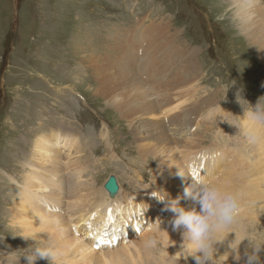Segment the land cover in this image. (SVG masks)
Wrapping results in <instances>:
<instances>
[{
  "label": "rangeland",
  "instance_id": "1",
  "mask_svg": "<svg viewBox=\"0 0 264 264\" xmlns=\"http://www.w3.org/2000/svg\"><path fill=\"white\" fill-rule=\"evenodd\" d=\"M229 1L0 0L2 264H13L8 253L19 255L23 248L35 243L21 236L22 228L14 227L9 199L15 194L18 195L24 184L21 179L23 170L17 162L15 150L26 148L23 141L40 128L46 130L62 123L79 134L82 148L88 149L87 153H81V161L86 163V166L92 165L91 168L95 171L93 180L97 187H102L105 181L114 175L125 191L139 190L141 186H147L150 193L157 189L156 185L152 184V176L159 173L160 163L153 156H140L137 152L138 140L136 141L130 131L133 127L131 120L143 121L145 116L126 114L128 112H124V109L122 113L119 112L117 103L132 95L131 88L130 91L122 90L123 86L102 88V78L107 75L96 72L98 65L106 72L123 71L121 68L126 70L125 66L131 68V72L138 77L148 93L149 100L154 104V112H162L164 127L169 129L167 136H176L180 140L192 137L196 143L207 138L203 143L204 147L218 141L217 144L227 146L233 143L234 146L242 148L243 140L247 139L242 121L244 109L237 102V92L241 93V103L246 109L247 101L254 105L258 98L264 96V56H261V47L240 29L238 7ZM153 22L168 24L171 32L168 27L165 31L171 40L174 39L176 44L178 43V50L168 49L166 63L160 68L158 59L164 55L163 50L156 51L157 53L150 50L148 54L142 51L149 39H143L141 42V27L146 25L148 28V24ZM151 44V47L155 46L154 39H151ZM127 52L130 55L128 61L124 59L127 61L124 63L123 58L128 56H119ZM173 62H176V65ZM193 71L195 76L191 79ZM177 82L180 86L172 95L175 102H171L184 101L181 111L177 114L183 117L186 113L190 115V119L185 121V128L181 129L180 133L176 131V134H172L174 132L170 129L172 126L170 127L169 119H174L175 116L163 115L167 109L163 104L170 101L172 93L168 89ZM191 85H195L196 91H199L192 97L194 99L186 97L191 101L185 103L187 99L181 100L184 99L182 95L186 93H182L183 88L189 89ZM106 89H110L107 96L104 93ZM192 93L195 91L192 90ZM116 97L118 98L112 104L109 103L108 100ZM205 98H208V102ZM132 100L131 96L129 101ZM208 104L217 110L223 106L226 115H218L216 118L213 115L207 116L211 109H205ZM225 118L238 123L240 127L223 120ZM107 132L118 155L115 158H112L111 149L107 150L101 138L102 134ZM145 133L147 134V131ZM171 142L170 146L178 162H181L183 146L173 140ZM228 155L240 159L243 157L241 152L237 153L232 149L226 153V156ZM251 155V160L256 162L257 156L255 158V154ZM250 168L252 167L249 165ZM9 174L18 180V184L10 183L12 180ZM250 177L254 178V175ZM83 178H90L88 171ZM139 200L141 204L150 206L147 196ZM240 212L250 211L246 206H241ZM147 214L148 212L143 216ZM171 215L162 212L157 217V222L169 223ZM251 218L252 214L249 215L250 220ZM249 222L247 220L244 225ZM72 228L74 230V227ZM255 229L254 237L262 240L264 224ZM143 230L146 231V228ZM258 230L262 232L260 238ZM141 233L133 235V239L140 237ZM131 239L130 237V241L128 240L130 246L137 247ZM175 257L177 261H186L183 257L179 260L180 255ZM20 264H26L23 257ZM36 264H49V261L40 259Z\"/></svg>",
  "mask_w": 264,
  "mask_h": 264
},
{
  "label": "bare ground",
  "instance_id": "2",
  "mask_svg": "<svg viewBox=\"0 0 264 264\" xmlns=\"http://www.w3.org/2000/svg\"><path fill=\"white\" fill-rule=\"evenodd\" d=\"M229 2L238 7L240 29L245 32L249 39L261 47L260 52L263 57L264 0H230ZM148 25V28L146 25L141 27V42H143V39L144 41L149 39L146 48L142 51L144 53L146 51L148 54L151 52L150 50L155 52L163 50L164 55H161L160 60L158 59V67L160 68L162 64L166 63L168 49L178 50V43L176 44L174 39L171 40L165 31L168 24L153 22ZM168 29L170 31V27ZM171 37L173 36L171 35ZM151 39H154L155 46L153 47H151ZM193 51L194 49L191 50V52ZM126 55L128 57L123 58L124 63H127L130 54L127 52L125 55L119 56L122 58ZM173 63L176 65V62ZM125 68L126 70L121 68L123 71L106 72L102 69V66L98 65L96 72H99L100 75H107L105 76L107 79L102 78L104 80L102 88H108L112 85L116 87L123 86L122 90L131 88L133 100L130 102L131 96H129L117 103L120 113L124 109V112H128L126 114L134 113L145 116L143 121L131 120L130 124L133 127L130 131L134 134L136 141L138 140L137 152L140 156L150 155V158L153 156L160 163L158 166L159 173L152 176V184L156 185L157 188L154 192L163 190L171 198L179 199L181 206L191 208L193 207V201L186 198L184 194L185 188L192 182L191 177L189 176L187 179L181 177L178 174L179 168L195 177H206L223 190L242 194L241 206H246L250 214L240 212L239 223L236 226L237 238L242 239L250 233L254 236L255 228L264 224V140L258 145H251L247 140H243V144L241 143L242 148L234 146L233 143L232 145L227 144V146L217 144L218 141L211 142L209 146L204 147L203 143L207 138L205 140L200 139L199 143H196L192 137L180 140L176 136L175 138H172V135L167 136L169 129L164 127L165 122L162 121V112H154V104L149 100L145 87L138 77L131 72L129 66H125ZM177 71L180 72L181 70ZM194 76L195 71L192 72L190 78L192 79ZM110 78L111 80H109ZM179 86L180 84L177 82L168 89L172 93L171 96ZM183 90L182 93H186L182 95L184 99L181 100H186L188 97L192 98L199 91L198 89L196 91L195 85H191L189 89L183 88ZM192 90L195 93H192ZM109 91L110 89L105 90L106 96ZM117 98L108 101L112 104ZM190 98L185 103L191 101ZM173 99L172 96L167 104H163L167 106L163 115L173 114L175 116L174 119L173 117L168 119L170 120V127L172 126L170 129L174 132L172 134H176V131L180 133L181 129L185 128L184 123L190 119V115L185 113L183 117H179L177 113L181 111L184 101L173 103L175 102ZM207 99L204 100L208 102ZM212 107H209L208 104L205 108H211L207 116H224L227 113L223 106L219 110ZM159 116L162 117L160 119L162 125ZM154 120L156 121L154 122ZM242 121L244 130H246L249 121L244 118V114ZM166 126L168 127V125ZM258 127L264 133V126ZM144 130L147 131V134ZM237 130L239 131V129ZM101 138L104 140L107 150L111 149L112 158L118 156L110 143V134L108 132L103 133ZM172 140L174 143H178L179 146H183V149H181V162H178L173 148L170 146ZM234 143H236V140ZM23 144L27 149L15 150V152L17 153V162L23 170L21 179L24 180V184L18 195L15 194L9 199L11 204L10 216L14 227L19 226L22 228L23 235H38L37 238L43 244L55 247L60 253L58 264H197L192 256H188L186 261L175 260L177 259L176 255L181 256L184 252V249L181 248L183 243L182 233L174 230L172 225L167 222H157V217L162 212L166 215L172 214L171 217L173 213L164 210L163 203L150 195L152 193H150L147 186H141L139 190L125 191L118 181V191L110 192L106 188L107 180L102 187L95 185V180H93L95 171L91 168L92 165L86 166V163L84 164L81 161L83 160L81 153H87L86 150L88 149L82 148V141L76 131L65 124L59 123L46 130L40 128L30 134L23 141ZM232 146L234 147L232 148ZM229 149L237 153L241 152L243 157L240 159L233 155L226 156ZM251 154H255V158L257 156L256 162L251 160ZM249 165L252 168L249 169ZM251 169L253 170L249 171ZM86 171L89 173L90 178L88 179L83 178ZM250 175H254V178H251ZM9 177L13 181L10 183L18 184V180L13 175L9 174ZM248 193L251 194L247 195ZM144 196L150 199V206L141 204L139 199ZM197 210H199L198 207ZM147 212L148 214L143 216ZM251 214L252 218L250 220L249 215ZM247 220L250 221L249 224L244 225ZM72 227H74V230ZM144 228H146V231L143 230ZM132 232L135 234H132ZM140 232L143 234L141 233L140 237L137 236L133 239L132 236H136ZM106 233H112L118 244L113 245L115 242L112 241L111 237L108 239L109 245L103 243L102 237ZM258 233L260 238L262 232L258 230ZM147 235L157 237L163 242L162 246L157 250H146L144 241L149 238ZM144 236H147V238L143 239ZM130 237L134 240L132 243L137 247L132 248L130 246ZM137 238L139 240H136ZM97 239L101 241L97 248L99 250L94 248ZM234 239L235 233L232 232L228 234L222 244H218V255H222L221 258L226 260V264H240L234 259L232 261V257L230 258L226 252L229 249V242ZM26 242L28 243V241ZM29 243L31 244V242ZM119 244L120 246H118ZM246 244L247 239L240 245L241 252H243ZM261 260L263 264L264 252H261ZM0 264L2 263L0 262ZM241 264H243V261H241Z\"/></svg>",
  "mask_w": 264,
  "mask_h": 264
},
{
  "label": "clouds",
  "instance_id": "3",
  "mask_svg": "<svg viewBox=\"0 0 264 264\" xmlns=\"http://www.w3.org/2000/svg\"><path fill=\"white\" fill-rule=\"evenodd\" d=\"M236 98L244 109V118L249 121L245 137L251 145H258L264 140V133L258 127L264 126V96L258 98L254 105L244 99L248 103L247 109L241 103L240 92H237ZM223 120L239 126L238 123L227 118ZM178 174L186 179L191 177L192 182L187 185L184 194L193 201V207L181 206L179 199L171 198L163 190L155 191L152 195L163 203L165 211L173 213L169 224L174 230L182 233L181 248L184 252L179 260L181 257L187 260L188 256H192L197 264H225L226 260L221 258L222 255H218V244H222L228 234L234 232L235 239L229 242V249L226 251L229 256L237 262L243 261V264H262L261 252H264V240H258L251 234L245 235L242 239L237 238L236 226L239 223L242 194L223 190L210 179L203 176L195 177L181 168ZM21 236L25 240L31 238L35 243L23 248V252L19 255L8 253L13 264H20L22 257L26 260V264H36L40 259H47L49 264H58L60 253L55 247L43 244L37 238L38 235ZM245 239L247 244L241 252L240 245ZM162 243L157 237H149L144 241V247L146 250H157Z\"/></svg>",
  "mask_w": 264,
  "mask_h": 264
},
{
  "label": "water",
  "instance_id": "4",
  "mask_svg": "<svg viewBox=\"0 0 264 264\" xmlns=\"http://www.w3.org/2000/svg\"><path fill=\"white\" fill-rule=\"evenodd\" d=\"M106 188L110 192H117L118 191V182L117 178L114 175H111L106 182Z\"/></svg>",
  "mask_w": 264,
  "mask_h": 264
},
{
  "label": "snow or ice",
  "instance_id": "5",
  "mask_svg": "<svg viewBox=\"0 0 264 264\" xmlns=\"http://www.w3.org/2000/svg\"><path fill=\"white\" fill-rule=\"evenodd\" d=\"M195 175V173H193Z\"/></svg>",
  "mask_w": 264,
  "mask_h": 264
}]
</instances>
